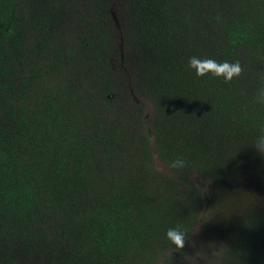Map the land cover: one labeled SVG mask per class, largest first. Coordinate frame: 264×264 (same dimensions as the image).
Listing matches in <instances>:
<instances>
[{
    "label": "rangeland",
    "instance_id": "374dc122",
    "mask_svg": "<svg viewBox=\"0 0 264 264\" xmlns=\"http://www.w3.org/2000/svg\"><path fill=\"white\" fill-rule=\"evenodd\" d=\"M0 3V145L68 194L58 218L0 208V264H264V0ZM191 56L244 71L198 78ZM102 215L135 235L99 246Z\"/></svg>",
    "mask_w": 264,
    "mask_h": 264
},
{
    "label": "trees",
    "instance_id": "16d2710c",
    "mask_svg": "<svg viewBox=\"0 0 264 264\" xmlns=\"http://www.w3.org/2000/svg\"><path fill=\"white\" fill-rule=\"evenodd\" d=\"M3 3L6 4L7 2ZM11 10L9 6L0 3V17L8 18ZM252 34V27L247 21H242L227 26L224 39L228 46L232 48L240 47L249 42ZM6 151L0 145V180L4 181L13 171L14 175L3 183L4 186L0 187V208L15 212L14 214L17 215L20 221L28 219L32 215L35 216L34 214L37 211H43L49 216L48 218L55 216L58 218V204L59 202L62 203L64 197L68 195L63 193L62 186L57 181H53L50 186L46 187V181L35 179L34 167L20 166V169H18L14 162L9 161L8 152ZM61 160L65 164L74 167L67 147L62 153ZM70 171L74 172L73 168ZM96 230L98 237L96 239L101 247L113 245L119 249L123 242L131 238L129 232L131 236L135 235L133 229L124 226L119 220H110L104 215L100 218L99 228Z\"/></svg>",
    "mask_w": 264,
    "mask_h": 264
},
{
    "label": "clouds",
    "instance_id": "9594fccd",
    "mask_svg": "<svg viewBox=\"0 0 264 264\" xmlns=\"http://www.w3.org/2000/svg\"><path fill=\"white\" fill-rule=\"evenodd\" d=\"M188 67L194 70L198 78L211 74L216 78H222L225 83H229L234 78L239 77L244 71L239 61L218 62L212 58H201L198 56L189 57ZM261 95L264 96V92H262ZM184 166V161L180 159L172 161L170 165V167L173 168H183ZM166 238L177 250H183L185 248L186 232L181 230L180 227L169 228L166 232Z\"/></svg>",
    "mask_w": 264,
    "mask_h": 264
}]
</instances>
